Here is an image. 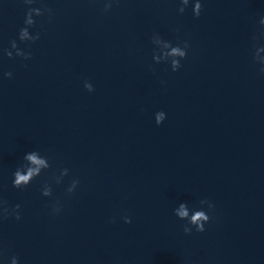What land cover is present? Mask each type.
Returning <instances> with one entry per match:
<instances>
[{
  "label": "water",
  "instance_id": "water-1",
  "mask_svg": "<svg viewBox=\"0 0 264 264\" xmlns=\"http://www.w3.org/2000/svg\"><path fill=\"white\" fill-rule=\"evenodd\" d=\"M102 11L101 0H91ZM175 0H117L102 11L151 63L149 36L188 39L181 67L153 68L205 133L264 225V76L250 43L261 0H203L201 15H177ZM173 28L179 32L174 33Z\"/></svg>",
  "mask_w": 264,
  "mask_h": 264
},
{
  "label": "clouds",
  "instance_id": "clouds-1",
  "mask_svg": "<svg viewBox=\"0 0 264 264\" xmlns=\"http://www.w3.org/2000/svg\"><path fill=\"white\" fill-rule=\"evenodd\" d=\"M2 2V0H0ZM103 4L102 11L108 12L117 0H101ZM264 3V0H261ZM24 6L23 18L21 25L16 31L14 39L8 41V46L0 48V55L7 57L9 60L19 58L21 61H29L32 53L30 46L40 39V31L35 30L36 19L46 16L49 20L53 17L54 12L43 0H22ZM39 5V6H36ZM175 11L177 15H183L186 9H190L191 16L195 19L201 15L203 0H175ZM258 31L251 36L250 52L251 62L256 67L258 74L264 76V14H261L256 21ZM174 33H178V28H173ZM151 45V63L147 64L148 71H154L153 65L165 64L171 72H176L181 67L183 61L190 48L188 39L176 37L175 42L165 39L159 32L153 31L148 38ZM24 45L23 48L18 46ZM12 73L10 71H0V79H10ZM161 85L164 81H160ZM83 88L91 93L93 85L85 78L82 81ZM154 124L159 126L165 119L166 113L163 110H157L152 115ZM53 158L39 148L25 151L20 157L19 163L13 168L10 174V185L17 190H25L34 181L39 178V195L43 198H51L53 196V185H60L65 176L69 174L67 167H59L57 169L52 166ZM51 170V174L47 175ZM47 176V178H45ZM79 184L78 178H73L64 188L66 196H71L77 189ZM214 208L213 203L205 196L199 197L194 203L178 200L171 208V214L177 221L182 222L181 228L183 233H202L205 226L210 221V213ZM49 213L53 216L59 215L62 211V204L58 199H54L48 205ZM11 217L19 221L21 219V205L19 203L9 206L7 202L0 199V219ZM124 224L130 223V217L124 214L120 217ZM109 223L113 220L110 218ZM0 264H19L18 257L13 254L5 260L2 252H0Z\"/></svg>",
  "mask_w": 264,
  "mask_h": 264
}]
</instances>
